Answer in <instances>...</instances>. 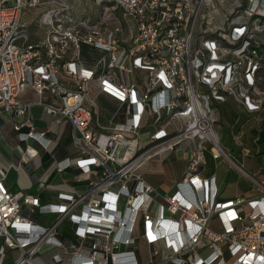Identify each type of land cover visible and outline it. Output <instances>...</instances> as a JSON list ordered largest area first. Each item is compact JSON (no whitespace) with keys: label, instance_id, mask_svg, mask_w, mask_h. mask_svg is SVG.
<instances>
[{"label":"built area","instance_id":"built-area-1","mask_svg":"<svg viewBox=\"0 0 264 264\" xmlns=\"http://www.w3.org/2000/svg\"><path fill=\"white\" fill-rule=\"evenodd\" d=\"M101 94L116 101L107 124ZM227 96L264 116V0H0V112L27 114L13 122L20 165L52 143L33 104L71 124L78 150L52 161L54 175L77 170L54 199L48 174L33 175L37 193L10 191L0 175V264L46 252L44 264H264V178L240 159L253 150L242 131L240 156L220 142L213 101ZM183 144L185 171L159 194L144 168ZM206 152L257 194L220 199Z\"/></svg>","mask_w":264,"mask_h":264},{"label":"crops","instance_id":"crops-1","mask_svg":"<svg viewBox=\"0 0 264 264\" xmlns=\"http://www.w3.org/2000/svg\"><path fill=\"white\" fill-rule=\"evenodd\" d=\"M85 4L86 8L90 9L91 13L96 16L97 12L93 9L91 2L87 1ZM35 11L37 12V10ZM30 19L31 15L28 19H26V21L29 22ZM31 29V31H35L38 34L42 32L40 29L32 28V25ZM27 95H32V92L28 91ZM98 103L100 109L99 122L107 124L116 106V101L107 95L101 94L98 98ZM213 105L220 142L226 148L232 150L237 156H240L241 154L239 152L241 150V145L234 139L233 134L238 131H242V140L253 149L251 154H247L242 157L240 156L243 164L245 157L253 155L254 153H261V140L264 138V127H262V124H264V116H262L261 113L250 114L245 112L244 108L236 102L232 96H227L225 101H213ZM46 115H49L48 119H45ZM26 116L0 112V175L4 176V181L10 191L15 192L22 190L30 193H37L39 191V185L38 181L33 178V175L37 174L40 179V177H43L42 175L48 174V179H50V177L51 179L46 193L49 198L54 199L57 191L68 190L71 185L76 184L74 175L77 170H71L66 173H62L61 175H54V170L52 173H48V170L51 166H53L52 161L54 158L61 159L69 157L73 160L78 155V150L73 146L71 140V124L67 120H64L61 123L52 120L51 115L46 111L43 105L33 104L29 107L28 116L34 122L36 128L38 130H42L48 127L49 131L47 132V135L52 138V143L49 146L50 152H42L41 157L31 160L30 163L32 167L29 168L27 166L20 165L21 151L23 149L24 142L17 139L16 130L13 128L14 121H22ZM173 128L174 125L167 127L168 130H172ZM155 130L156 127L153 124L144 125L141 128L144 140L146 139V135ZM18 143L22 145V149L17 146ZM188 148L189 147L187 145L183 144L177 148L165 150L148 161L144 168V173L147 180L155 187L159 194L169 191L174 181L183 175L189 154ZM15 154L18 157L17 164L13 163ZM209 160L211 161V164H213L211 168L207 167ZM223 165L224 163H218L215 159H213L210 153H205L203 175L209 176L212 173L216 174L219 187L218 196L220 199H229L236 196L249 197L257 194V191L253 190L252 187L251 190L254 193L249 194L240 189L238 186L235 187L234 192L230 194L226 190L224 176L218 172L221 167H224ZM182 168L183 171L181 172ZM224 169L227 172L229 167H224ZM262 170H264V165H260L258 168L257 178H264V171ZM159 173H163L165 176H160L158 175ZM171 181H173L172 184L170 183ZM34 184H37L38 190L30 191L29 188H31ZM160 188H163L165 192H161ZM50 217H40L39 222L46 223ZM61 237L69 239L72 238L68 221H64L61 226ZM11 253L16 255L15 250H12ZM48 257L49 253L46 252L35 256L33 260L34 262L37 261L39 264H44L43 260L47 262Z\"/></svg>","mask_w":264,"mask_h":264},{"label":"rangeland","instance_id":"rangeland-1","mask_svg":"<svg viewBox=\"0 0 264 264\" xmlns=\"http://www.w3.org/2000/svg\"><path fill=\"white\" fill-rule=\"evenodd\" d=\"M32 11L31 10H26L24 13V19H28L31 15ZM31 29V27H30ZM49 116V115H48ZM48 116H45V119H48ZM50 118V117H49ZM262 127H264V124H262ZM17 146L22 149V145L20 143L17 144ZM18 162V157L15 154L14 158H13V163L17 164ZM160 163V162H159ZM213 164H211V161L209 160V164H208V168L212 167ZM260 165H264V138H262L261 140V153L256 154L254 153L253 155L247 156L244 158V167L246 170L250 171L252 173V175H254L255 177L258 176V168L260 167ZM224 167H227L225 164L223 165ZM224 167H221L218 172L224 176L225 178V186H226V190L232 194L235 190V187H239L240 189H242L243 191H245L246 193H254L251 190L252 187V183L250 181H248L246 179V177L241 176L235 169L233 168H229V170L226 172V170L224 169ZM54 170V167L51 166V168L48 170V173H52V171ZM183 171V168L181 170V172ZM264 171V170H262ZM158 175L160 176H165V174L163 173H159ZM181 176V175H180ZM171 184L173 183V181L170 182ZM170 184V185H171ZM30 191H37L38 190V186L37 184H34L31 188H29ZM161 192H165V190L163 188H160ZM36 264H39L37 261H35Z\"/></svg>","mask_w":264,"mask_h":264}]
</instances>
